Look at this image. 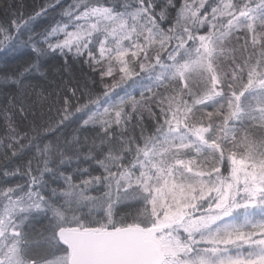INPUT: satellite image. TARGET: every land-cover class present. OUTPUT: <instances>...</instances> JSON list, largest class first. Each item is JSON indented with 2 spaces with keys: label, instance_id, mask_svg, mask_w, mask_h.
I'll use <instances>...</instances> for the list:
<instances>
[{
  "label": "trees",
  "instance_id": "16d2710c",
  "mask_svg": "<svg viewBox=\"0 0 264 264\" xmlns=\"http://www.w3.org/2000/svg\"><path fill=\"white\" fill-rule=\"evenodd\" d=\"M217 1L0 0V215L10 203L24 201L36 195L40 196L50 209L61 210L66 191L74 189L80 192L89 187L97 189L100 181L109 183L111 175L119 170L120 165L130 167L136 151L141 149L143 143L157 132L155 129L162 125L164 128L169 125L177 126L178 129L183 128L186 133L197 131L189 138L201 145L199 140L204 137L205 141L201 146L205 149L204 146L208 144L209 148L205 150L209 151L217 148L213 145L215 132H225L222 128L229 124L230 138L222 133V145L225 144L226 137L230 148L242 159L243 153H246L243 149L248 145L243 142L248 131H257L260 140L264 142V116L259 120L245 117L242 114L245 112L242 103L238 104L237 112L231 121L226 122L227 119L225 120L221 113L216 117L209 116L215 111L220 112L227 108L228 100L233 97V94L228 92L229 88L233 93L239 92L237 85L230 83L220 72L221 68L227 70L233 64L236 68H241L243 78L246 79L245 86L249 82L253 85L259 79L264 81V21L260 20L264 17V7L258 12L260 15L255 22L249 24L246 20H241L245 25H236L239 27L238 32L230 29L233 32L230 46L229 42L223 46L225 34L219 36L208 30L210 19L214 15V12L209 13L213 11ZM77 3L85 7L107 10L111 14L109 19L115 18L116 15H130L138 29L142 27L143 30H150L153 35L155 33L157 37L154 39L146 29L145 32L140 29L137 33L139 39L142 34L147 37L141 36L137 44L142 46V52L137 59L136 70L142 72V77L137 78L132 74L133 85L130 86L131 80H120L116 74V63L100 57L101 52L106 53L108 42L111 41V36L107 34L109 25L93 37H86L84 43L70 40L74 28L99 20L83 19L67 24L65 13ZM261 3H264V0H232V13L234 16H240L244 9H253ZM191 4L193 6L190 8ZM190 12L193 16L191 18ZM187 18L192 19L194 23H186ZM179 20L183 23V39L180 41L177 40L176 33ZM227 20L229 17L218 21L227 24ZM201 35H205L210 43H215L218 39L221 41L220 46L214 45L212 48L210 60L215 64L212 68L222 78L221 81L230 83L221 85V81H217L218 89L224 93L222 104L214 105L209 93L200 90L191 93L187 90L189 86L181 83L178 72H171L178 70V58H175V65L169 66L170 68L162 65V62L166 64L164 57L166 52L172 49L169 48L171 43L178 41L177 47H182L188 38L192 37V42L193 37ZM228 35L226 34L225 38ZM163 36L166 37L161 42ZM159 43H167L163 55L156 52ZM137 45L134 47L135 51ZM153 57L155 61H152ZM156 58H159L157 64L151 68ZM161 73H169L162 80L164 82L176 80L168 84L170 88L166 86L164 90L160 88L151 93L150 89L140 90L136 86L137 79H142L145 87L151 86V80L158 78ZM122 85L126 87L127 92L119 95V92L123 91ZM226 86L229 87L228 90L224 89ZM243 87L240 93H243L246 100L252 87ZM179 91L187 99L183 113L172 111ZM113 92L121 96L116 98L118 100L115 102L110 97ZM198 92L200 98L196 99ZM127 95L133 97L123 103L122 98ZM262 100L264 105V99ZM106 109L109 114L105 116L103 111ZM172 113L180 114L181 117L172 118ZM179 118L182 119L181 122ZM174 131H164L161 139L157 141L158 149H153L155 144L151 148L154 154L153 164L165 167L171 162L175 166L176 161L191 163L190 158L180 155L172 159L168 157V163L161 159L168 155L162 151L168 146L166 142L162 143V138L165 133ZM198 133L203 136L199 137ZM251 145L254 148L261 147L255 140ZM220 150L216 153L220 155V161L210 159L219 161V164L210 166L205 171L208 177L218 168L222 174H228L230 159ZM260 154L256 155L255 160H264ZM137 171L138 168L135 167L133 172ZM159 175L163 174L158 173ZM133 206L131 204L130 212L127 206L116 210L114 216L121 213L125 219H128V216L130 220H133V217L135 219ZM45 211L31 216L22 228L28 255L38 261L48 258L51 251L59 252L53 240L59 231L54 233L56 220L52 221V211ZM128 222L126 220L121 223L119 228L129 227ZM99 226L90 224L88 230L119 229Z\"/></svg>",
  "mask_w": 264,
  "mask_h": 264
},
{
  "label": "rangeland",
  "instance_id": "374dc122",
  "mask_svg": "<svg viewBox=\"0 0 264 264\" xmlns=\"http://www.w3.org/2000/svg\"><path fill=\"white\" fill-rule=\"evenodd\" d=\"M192 6L193 4L189 5L190 8ZM189 7L188 9H190ZM263 7L264 3H261L253 9H244L240 16H234L232 0H218L213 11L209 13L214 12V15L210 19L208 30L214 31L213 34L219 36L231 34L227 38L224 35L225 40L222 45L226 46L227 42L232 39L233 32H238L240 25H245L240 21L246 20L249 24L255 22L260 15L258 12H261ZM109 15L111 16L107 10L85 7L77 3L65 13L67 24L75 21L80 22L83 19L99 20L74 28L70 40L84 43L86 37H93L98 31L109 25L110 29L107 34L111 36V41L108 42L109 48L106 53L101 52L100 57L116 63L119 66L116 72L117 76L124 82L131 80V86L133 85L132 74L137 78L142 77V72L136 70L137 59L140 58L142 52V46L137 44L141 40V36L147 37V35L142 34L139 39L137 33L140 29L144 31L146 28L138 29L134 18L130 15H116L111 19L108 18ZM189 16L191 18V12ZM226 17H229L227 24L218 21ZM190 18L186 19V23L193 24L194 21ZM260 20L264 21V17H261ZM178 23L176 33L178 34L177 40L180 41L183 39L181 32L183 23L181 20ZM146 31L150 36H153V39L155 38V33L153 35L150 30L146 29ZM165 37H162L161 42ZM193 38L192 42H190L192 37L188 38L187 41H189H186L187 44L184 43L182 47L181 45L177 47L178 41L171 43L169 48L172 49L168 52H166L167 43L165 45L159 43L156 52L159 55L167 53L164 57L166 64L162 62L163 66L175 65V60L178 58L179 68L171 72H178L181 83L189 86L187 89L189 92L197 93L200 90L203 93H209L212 95L214 105L222 104L224 93L218 89L217 85V81H221L222 78L212 68L215 64L210 60L212 48L214 45L220 46L221 41L218 39L215 43H210L205 35ZM105 42L106 40L103 41V43ZM136 45L137 50L135 51ZM153 58L152 61H155ZM158 59L156 58L155 63L152 62L151 68L157 64ZM129 66L131 67L129 68ZM236 67L233 64L227 70L221 68L220 72L230 83L237 85L239 92L233 93L226 86L224 89L228 90L229 88V94H233V97L228 100L227 108L220 112L215 111L209 116L216 117L221 113L225 120L227 119L226 122L231 121L237 112L238 104L242 103L245 111L242 114L247 118L259 120L264 116V105H262L264 81L259 79L253 85L249 82L245 86L246 79L243 78L242 69ZM234 71H238V73ZM168 74L161 73L158 78L151 80L149 87L144 86L141 82L142 79H137L136 86L140 90L150 89L151 93L160 90V88L164 90L166 86L170 88L168 84L176 80L162 81ZM247 79L250 80L248 77ZM220 83L221 85H230V83L222 81ZM243 86L252 87L246 100L243 93H240ZM121 89L123 91L119 92V95L127 92L124 85L121 86ZM181 91L186 92L183 89ZM113 93L110 94V97L115 102L118 100L116 98L121 96ZM199 93L195 95L196 99L200 98ZM182 94L180 91L177 93L172 111L183 113L185 110L187 99ZM131 97L133 96H124L122 102L127 103L126 100ZM103 113L106 116L109 111L106 109ZM171 116L172 118L173 116L181 117L180 114L174 115L173 113ZM178 120L182 121L181 118ZM228 126L222 128L226 132L222 133L230 138L228 132L231 128ZM168 127L164 128L162 125L156 128L157 132L154 136L146 140L143 143L144 146L136 151L131 161L133 164L130 167H126L124 164L120 165L119 170L111 175L109 183L100 181L97 184V189L89 187L80 192L74 189L66 191L61 210L50 209L38 195L31 196L24 201L10 203L5 212L0 215V264H69L71 249L64 246L56 236L53 240L57 244L59 252L51 251V255L42 261L28 255L22 228L31 216L45 210L52 211V221L56 220L55 234L60 229H88L90 224H95L97 227L100 225L99 227L104 228H119L120 224L125 223L126 220L129 221L130 225L128 226L151 230L152 233L147 234V237L154 238L160 251L165 255L163 264H264V160H255L258 153H261L260 156L262 155L264 158V142L260 140L257 131H248L244 138L243 142L248 145L243 149L246 152L243 153L245 161L243 162L241 156L230 148L226 137L225 144L222 145L221 140L223 141L224 138L220 130L215 132L214 136L213 145L217 148L206 151L205 149L209 148L208 144L204 146L205 149L201 146L204 144V137L199 140L201 145L198 141L189 138L194 134L193 132L197 131L191 130L193 132L186 133L183 128L178 129L177 126L171 125ZM167 130L175 131L164 134L162 143L166 142L168 146L162 148V151L168 155L161 159L168 163L170 161L168 157L172 159L180 155L190 158L191 163L176 161L175 166L171 162L165 167L153 164L154 154L151 148L155 144L153 149H158L157 141ZM201 134L197 135L202 137ZM255 136L257 138L254 139ZM253 139L261 147L254 148L251 145L254 142ZM218 149H221L222 154L227 155L230 159L228 174H222L218 168L208 177L205 171L210 166L219 164L220 155L216 154L219 153ZM212 158L219 161H210ZM242 163L243 166H241ZM158 166L160 167L158 168ZM135 167L138 168L137 173L133 172ZM158 173L163 175L158 176ZM137 176L139 177L135 179ZM152 178H154L153 181H151ZM131 204L134 205L132 208L136 213L135 219L133 217V220H130L129 216L128 219H125L121 213L114 216L116 210L125 206L130 212ZM45 213L50 216L47 211Z\"/></svg>",
  "mask_w": 264,
  "mask_h": 264
},
{
  "label": "water",
  "instance_id": "95a60500",
  "mask_svg": "<svg viewBox=\"0 0 264 264\" xmlns=\"http://www.w3.org/2000/svg\"><path fill=\"white\" fill-rule=\"evenodd\" d=\"M58 236L72 249L69 264H161L165 258L137 227L101 233L62 229Z\"/></svg>",
  "mask_w": 264,
  "mask_h": 264
},
{
  "label": "flooded vegetation",
  "instance_id": "af4514ba",
  "mask_svg": "<svg viewBox=\"0 0 264 264\" xmlns=\"http://www.w3.org/2000/svg\"><path fill=\"white\" fill-rule=\"evenodd\" d=\"M146 232V231H145ZM148 232H150V233H152V231L151 230H148ZM64 246H66V247H69L68 245H66V244H64Z\"/></svg>",
  "mask_w": 264,
  "mask_h": 264
},
{
  "label": "bare ground",
  "instance_id": "6f19581e",
  "mask_svg": "<svg viewBox=\"0 0 264 264\" xmlns=\"http://www.w3.org/2000/svg\"><path fill=\"white\" fill-rule=\"evenodd\" d=\"M131 66H129V68H130ZM117 68H119V66H117ZM127 68H128V66H127ZM117 72V71H116ZM134 78V77H133ZM31 255H32V253H30Z\"/></svg>",
  "mask_w": 264,
  "mask_h": 264
}]
</instances>
